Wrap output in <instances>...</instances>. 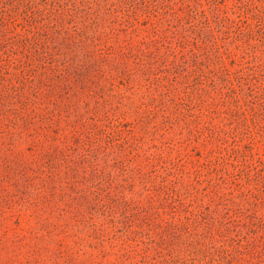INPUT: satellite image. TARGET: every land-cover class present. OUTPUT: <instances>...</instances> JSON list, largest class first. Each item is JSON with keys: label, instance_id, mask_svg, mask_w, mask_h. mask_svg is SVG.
<instances>
[{"label": "rangeland", "instance_id": "obj_1", "mask_svg": "<svg viewBox=\"0 0 264 264\" xmlns=\"http://www.w3.org/2000/svg\"><path fill=\"white\" fill-rule=\"evenodd\" d=\"M0 264H264V0H0Z\"/></svg>", "mask_w": 264, "mask_h": 264}]
</instances>
